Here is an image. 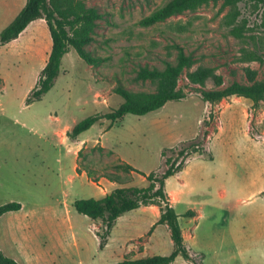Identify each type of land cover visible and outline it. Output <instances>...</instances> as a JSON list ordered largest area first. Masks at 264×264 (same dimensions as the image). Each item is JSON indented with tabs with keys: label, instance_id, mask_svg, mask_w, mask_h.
<instances>
[{
	"label": "rangeland",
	"instance_id": "1",
	"mask_svg": "<svg viewBox=\"0 0 264 264\" xmlns=\"http://www.w3.org/2000/svg\"><path fill=\"white\" fill-rule=\"evenodd\" d=\"M169 1L85 0L99 15L85 49L100 63L88 65L70 49L53 87L30 105L26 99L51 48L44 20L0 46V206L16 202L22 208L0 217V250L18 264H115L170 254L168 228L150 232L157 206L118 218L100 248L102 221L72 205L112 190L101 177L105 172L120 177L117 187L147 186L143 176L114 166L160 173L171 155L162 157L164 150L178 152L192 142L198 148L187 150L181 170L165 182L193 257L178 256L173 264H264V99L254 105L244 97L213 103L201 96L233 83L264 82V7L238 4L241 37L230 34L229 7L221 1L152 26L139 24ZM25 2L0 0V32ZM181 53L195 61L178 81L183 99L145 116L102 119L74 141L67 137L84 118L115 110L122 103L117 87L154 92L155 84L136 80L138 71L174 66ZM197 67L212 70L202 87L186 79ZM84 169L93 171L90 178Z\"/></svg>",
	"mask_w": 264,
	"mask_h": 264
},
{
	"label": "trees",
	"instance_id": "2",
	"mask_svg": "<svg viewBox=\"0 0 264 264\" xmlns=\"http://www.w3.org/2000/svg\"><path fill=\"white\" fill-rule=\"evenodd\" d=\"M222 2L224 7H229L225 21L230 27V34L241 37L245 25H238L240 12L238 4L245 0H170L165 6L154 10L151 14L140 20L142 26H152L163 22L173 16L186 12L195 11L211 3ZM249 2L264 7V0H248ZM36 19H43L51 39V48L45 66L40 72L37 86L26 99L27 105L39 100L54 85L59 76L63 57L72 49L77 56L88 65L100 63L98 57L91 56L85 47L91 42L93 32L99 19L98 13L85 5V0H26L23 8L14 19L0 32V46L15 39ZM248 59L260 60L255 54H249ZM192 57L181 53L177 64L168 65L163 70H149L143 68L138 71L136 80L149 81L156 85L154 92H131L117 87L115 94L122 99V103L113 111L99 115L88 116L77 122L67 134L71 140L89 130L94 124L102 119L115 123L125 115L145 116L151 112L160 110L167 102L179 101L185 97L178 89V81L183 72L194 65ZM209 68L197 67L194 71L186 74V79L192 85L204 86L205 81L211 76ZM221 85V81L217 80ZM204 100L218 102L229 96L244 97L258 104L264 99V82L243 86L237 83L214 91H202ZM192 142V141H191ZM198 148L194 142L189 147L179 149H166L170 156L164 161L166 169L160 173L151 172L147 175L140 173L128 164H117L114 167L123 172H135L143 176L148 183L145 187H117L106 193L100 199H79L73 202V209L80 215L96 221L101 220L104 228L103 233H97L100 237V248L106 243L110 231L115 226L118 218L143 206L154 205L159 208V218L152 225L150 232L159 225H165L169 230V236L173 244V250L166 256L153 255L138 259L124 258L115 264H173L180 256L186 261H191L189 250L184 244L183 234L178 222V215L173 209L167 192L165 181L181 170L179 160L187 150ZM80 152V151H79ZM78 152V154H79ZM88 178L93 171L85 170ZM106 180L121 184L120 177L115 173L105 172L101 175ZM21 205L16 202L6 203L0 206V217L8 212H18ZM0 264H18L0 250Z\"/></svg>",
	"mask_w": 264,
	"mask_h": 264
},
{
	"label": "crops",
	"instance_id": "3",
	"mask_svg": "<svg viewBox=\"0 0 264 264\" xmlns=\"http://www.w3.org/2000/svg\"><path fill=\"white\" fill-rule=\"evenodd\" d=\"M176 174H177V173H176ZM104 181L107 182V184H109V186H111V189H112V190L115 189V188H117V186H116L117 184H116V183L110 182V181L106 180L105 178H104ZM165 182H166V181H165ZM109 188H110V187H109ZM112 190H110L109 192H111ZM165 191H166V189H165ZM109 192H104V191H103V192H102V195L104 196L106 193H109ZM166 192H167L168 197H169V196L171 195V192H168V191H166ZM179 193H180V192L176 193V194H177L176 196H178ZM180 194H181V193H180ZM103 196H102V197H103ZM176 200H178V197H176ZM169 201H170V200H169ZM170 203H171V202H170ZM171 205H172V203H171ZM173 206H174V205H172V207H173ZM140 208H141L140 210H147V209H149V208H156V207H155L154 205H152V206H143V207H140ZM21 209H22V208H21ZM21 209H20V210H21ZM173 209H174V207H173ZM20 210H19V211H20ZM177 215H178V214H177ZM158 218H159V209H158L157 215H156V217H155V222L158 220ZM180 219H181V217H180V215H178V222H180ZM155 222H154V223H155ZM154 223H153V224H154ZM153 224H152V225H153ZM152 225H151V227H152ZM159 227H160V225H159V226H156L155 230H158ZM155 230H154V231H155ZM181 230H182V229H181ZM182 234H183V233H182ZM152 236H155V234H152L151 237H152Z\"/></svg>",
	"mask_w": 264,
	"mask_h": 264
}]
</instances>
